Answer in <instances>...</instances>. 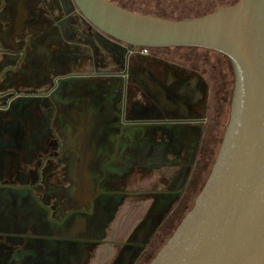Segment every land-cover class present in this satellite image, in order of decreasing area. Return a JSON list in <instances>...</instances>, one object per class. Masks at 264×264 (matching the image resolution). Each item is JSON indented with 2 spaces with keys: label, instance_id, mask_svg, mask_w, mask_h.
<instances>
[{
  "label": "rangeland",
  "instance_id": "obj_1",
  "mask_svg": "<svg viewBox=\"0 0 264 264\" xmlns=\"http://www.w3.org/2000/svg\"><path fill=\"white\" fill-rule=\"evenodd\" d=\"M48 1L54 19L67 16L72 22L70 27L76 28L77 38L68 40L72 50L77 51L78 46L84 45L80 38H85V33L89 31L87 25L93 26L74 0ZM113 1L137 12L182 19L214 11L218 6L230 5L238 0ZM66 3L70 5L69 9ZM94 30L102 42L126 48L125 44ZM96 40L97 54L103 60L98 69L115 70L112 64L114 54L98 38ZM177 53L187 60L174 61L168 56ZM210 54L212 59L217 60L206 62ZM158 56L167 58L166 67H163L166 74L165 80L151 78L149 81L154 101L151 104L155 109L166 107L173 117H205L204 120L151 124L147 129L150 139L136 142L135 134L149 125L122 124L116 119L119 115L113 104L114 92L122 82L107 75H102L97 83L65 78L49 89L55 90L53 94L30 89L19 98L16 108H12V112L22 115L24 120L32 118L30 133H27V127H23L19 136L11 128L6 142V157L1 160L8 182L16 175L23 176V179H17L20 182L18 195L23 199L21 207L28 216L24 221L27 231L36 227V221L29 217L34 213L47 215L56 226L72 225L79 217L88 223L91 221V228L82 239L87 249L88 264H94V257L100 249L106 250L108 256L112 254L103 264H147L155 256L191 207L209 175L223 135V125L227 124L228 109L223 122L219 121L221 101L229 94L228 84H233L231 67L225 56L202 48L152 49L151 59H159ZM173 63L191 71L184 77L191 79V83L182 84L173 77L171 71L176 67ZM145 64L149 69L157 68L152 61L146 60ZM143 104L147 106L146 102ZM95 106H102L101 111L96 112ZM148 106L150 109L147 110L153 109V106ZM30 134L32 138L28 139ZM94 135L98 137V142ZM159 142L174 149L170 154H159L155 146ZM84 144L88 148L102 150V169L86 173L85 180L79 178V172L77 178L72 173L75 178L68 183L64 180L66 168L80 158L78 153ZM139 152L150 154L151 158L138 164L134 155ZM186 158L189 163L185 162ZM111 165H114L113 168L109 167ZM105 182L114 185L102 186ZM7 213L12 214L13 210H7ZM56 240V254L60 255L61 262L79 250L78 238H69L65 247L61 246L62 237H56Z\"/></svg>",
  "mask_w": 264,
  "mask_h": 264
},
{
  "label": "water",
  "instance_id": "obj_2",
  "mask_svg": "<svg viewBox=\"0 0 264 264\" xmlns=\"http://www.w3.org/2000/svg\"><path fill=\"white\" fill-rule=\"evenodd\" d=\"M74 3L89 22L133 51L204 48L225 56L231 67L230 113L210 173L147 264H264V0H238L182 19L113 0Z\"/></svg>",
  "mask_w": 264,
  "mask_h": 264
},
{
  "label": "crops",
  "instance_id": "obj_3",
  "mask_svg": "<svg viewBox=\"0 0 264 264\" xmlns=\"http://www.w3.org/2000/svg\"><path fill=\"white\" fill-rule=\"evenodd\" d=\"M42 1L0 0V264H88L87 249L82 239L91 228V221L88 223L79 217L72 225L56 226L47 215L34 213L29 217L36 221V227L28 232L24 222L28 216L21 207L23 199L19 196L20 182L17 181L23 176L16 175L8 183L5 167L1 166V160L6 157V142L11 128L19 136L23 127L28 128L27 133L32 130L31 117L24 120L22 115L12 112L19 98L35 88L40 89L36 90L38 93H47L57 78L59 81L70 78L83 69L88 75L89 70L97 66L95 61L88 64L89 60L72 52L60 30L53 26L48 6L40 7ZM101 108L96 110L101 111ZM27 137L31 139L32 134ZM78 157L66 168L69 175L79 172L84 176L88 172L95 173L96 168L102 166V150L84 147ZM10 209L12 214L7 213ZM56 237L63 238L62 247L69 238H78L79 250L61 262L60 255L56 254ZM110 256L106 250L100 249L96 252L94 264H103Z\"/></svg>",
  "mask_w": 264,
  "mask_h": 264
},
{
  "label": "flooded vegetation",
  "instance_id": "obj_4",
  "mask_svg": "<svg viewBox=\"0 0 264 264\" xmlns=\"http://www.w3.org/2000/svg\"><path fill=\"white\" fill-rule=\"evenodd\" d=\"M44 1H45V3H44ZM44 4H46L48 6V8L50 9L51 5H50L48 0H43L40 3V7L41 6L43 7ZM67 7L69 9L70 5L67 4ZM50 12H51V10H50ZM51 14H52L53 26L56 28V30H60V33L64 37V40L70 45V42L68 39L77 38L75 36L76 35V28L72 29L70 27L71 23H72L70 21V18L67 16L66 17L64 16L60 19H54L55 17H54L52 12H51ZM60 22H61V24H63L65 26L64 32H62V30H61ZM89 23H91V22H89ZM91 25L94 28L89 26V24H88L87 28L89 29V31L85 33V38H80V40H82L81 42H83L86 47L84 48V45H80L77 47L78 48L77 51H73L71 48V45H70V49L72 50L73 53H78V55L80 56L81 59L86 58L87 60H89L88 64H90L91 61H95L97 66H96V68L94 67V70H93V68H91L89 70L90 73H88V75H85L86 71H84V69H83L82 71L77 72L76 74L72 75L70 78H76L78 81H84V82L90 81L92 83H97L98 80H100V77L102 75H107V76H113L114 78H116L117 82H122L121 87H120V85H117L116 90L114 92L113 104L118 109L117 114L119 115L116 117V119L119 120V122L122 124L149 125V126H143L142 132L135 134L136 142H140L141 139H143L144 141L147 139H150V134H149V131H147V129L148 130L150 129L151 124H167V123H180V122L192 123V122H198L200 120L202 121L205 119V117H202V118H199V117L188 118L187 117V118L181 119V118H178L177 116L173 117L171 115L170 110H168L166 107H164V109H162V108H159V109L156 108L155 109L154 106L151 104V103H154V101H153V98L151 97V91H150L148 83L151 80V78H154V80H158V81L165 80L166 70H164L163 67H166L165 61L167 60V58H165L164 56H158L159 59H151V52L149 54H144V53H141L138 48L133 51L132 47L130 45H128L124 42H121V41H119V42L122 44H125L126 48L125 47L119 48V47H117L118 45L112 46L110 43L102 42V38L95 32L94 29L99 30L100 32H103V31L100 30L94 24L91 23ZM97 38H98V40L101 41V43L105 46V48L108 51H110L112 54H114L112 64L115 67V70L102 71V70L98 69V67H100V65L103 63V60H102V57H100L99 53L97 54V52H98L97 51L98 50L97 49V45H98L97 42L98 41L96 40ZM171 48H176V47H171ZM179 48L180 49H183V48L188 49L187 47H179ZM89 49L91 52L88 51ZM152 49L153 48H151V50ZM202 49H204V48H202ZM89 54H92V56H89ZM220 55L223 56L222 54H220ZM168 56L171 57V60H174V61L180 60L182 62L181 59L187 60V58L184 57L181 53L180 54L177 53L174 55L170 54ZM136 57H138V58L136 59ZM211 57L212 56L210 54V57H208V59L205 61L209 62L212 59ZM190 59L193 61L192 57ZM146 60L154 62L156 64L157 68H154V69L147 68L146 64H145ZM215 60H217V58ZM215 60L212 59L211 61H215ZM192 61H190V62H192ZM173 64L176 66V63H173ZM177 64L180 65V63H177ZM181 66L183 67V65H181ZM193 67L196 68V65H193ZM175 71H177V72L175 73ZM171 72L173 74V77L175 79L181 81L182 84L187 85L191 81V79H187V78L185 79L184 78V77H187L191 72L187 68L181 69V67L179 68L176 66L175 69H173ZM182 78H184V80ZM58 80L59 79L57 78L54 81V85L61 81L60 80L58 82ZM231 84H228L229 94L226 97H224L221 101L223 103L219 109V121H220V123L223 122V118H224V115L227 113V109L230 110V96H231V89H232ZM190 85H192V84H190ZM54 91L55 90H53V91L51 90V91L47 92V94H53ZM145 102L147 103V106L145 104H143ZM148 105L153 106V109L150 111L147 110V109H150V107ZM204 106H205V104H202V108H205ZM96 108H97V106H95V109ZM169 108L176 110V108H173L171 106ZM96 112H97V110H96ZM85 117H86V115H85ZM224 127L225 126L223 125V131H224ZM94 136H95V138H94L95 141L98 142V137L96 138V135H94ZM159 140H161V139H159ZM155 146L158 147V149H159L158 153L159 154H163V153L170 154L172 152V150L174 149L173 146L168 147L169 145H167L166 143H163V142H159V143L155 144ZM84 147L88 148V146L85 144H84ZM135 156L136 155H134V160L138 164L142 163L146 159L151 158L150 154H144L141 152H139L137 154L136 159H135ZM215 156H216V154H215ZM215 156H214V158H215ZM157 158H158V156L155 157V159H157ZM102 160H103V158H102ZM184 160L186 163H189V161H187V158ZM113 166L114 165H111L109 167L113 168ZM96 169L97 170H95V172H100V170L102 169V166H100V167L98 166ZM195 169H196V166H195L194 170ZM5 170H6V168H5ZM194 170H193V172H194ZM77 174H78V172L75 174V177L77 176ZM68 175H69V173L66 172V176L64 177V180L67 181L68 183H70L72 181V178H74V177H72V173L69 176ZM70 176L72 178H70ZM207 176H208V174H207ZM79 178L85 180V177L82 175H80ZM192 179H193V176H192ZM203 184H202V186H203ZM110 185H114V184H112L111 182H105L102 186L110 187ZM202 186H201V188H202ZM200 189H199V191H200ZM193 202H192V204H193ZM192 204H191V206H192ZM86 234L84 233L83 235L86 236Z\"/></svg>",
  "mask_w": 264,
  "mask_h": 264
},
{
  "label": "built area",
  "instance_id": "obj_5",
  "mask_svg": "<svg viewBox=\"0 0 264 264\" xmlns=\"http://www.w3.org/2000/svg\"><path fill=\"white\" fill-rule=\"evenodd\" d=\"M141 53L149 54L151 52V48L149 47H139L138 48Z\"/></svg>",
  "mask_w": 264,
  "mask_h": 264
}]
</instances>
